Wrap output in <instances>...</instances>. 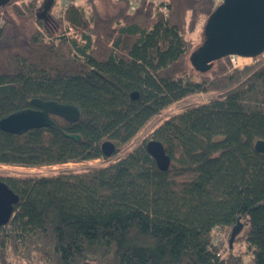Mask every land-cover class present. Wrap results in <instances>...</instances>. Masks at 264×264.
Returning <instances> with one entry per match:
<instances>
[{"label":"trees","instance_id":"1","mask_svg":"<svg viewBox=\"0 0 264 264\" xmlns=\"http://www.w3.org/2000/svg\"><path fill=\"white\" fill-rule=\"evenodd\" d=\"M121 1L102 16L93 0H69L63 20L50 16V3L38 18L42 31L21 44L2 42L1 8L0 119L34 98L82 114L75 123L50 115L56 126L19 135L0 130V164L106 159L104 141L118 152L168 105L195 93L215 99L154 129L171 160L166 171L147 139L105 167L0 177L18 196L0 226V264H246L248 255L249 264H264V153L255 150L264 142V60L231 68L225 57L206 72L194 68L190 56L202 42L194 48L190 34L215 0H167V17Z\"/></svg>","mask_w":264,"mask_h":264},{"label":"water","instance_id":"2","mask_svg":"<svg viewBox=\"0 0 264 264\" xmlns=\"http://www.w3.org/2000/svg\"><path fill=\"white\" fill-rule=\"evenodd\" d=\"M49 1L52 3L53 0ZM8 2L9 0H0V10ZM262 53H264V0H222L206 19L203 26V41L191 54L190 62L195 69L206 72L219 59L228 56L254 58ZM131 98L136 99L137 93H132ZM30 104L31 108L18 110L1 118L0 130L19 135L32 129L56 126L50 115L75 123L82 114L76 105L52 100L34 98ZM68 137L80 139L77 135ZM100 148L106 158L116 152L114 143L109 140L104 141ZM145 149L159 170L166 171L169 168L171 160L161 142L151 139L145 144ZM255 150L264 153V142L257 141ZM17 201L18 196L0 180V226L8 223L13 205ZM239 231L240 225L236 224L230 233L229 247L232 246Z\"/></svg>","mask_w":264,"mask_h":264},{"label":"rangeland","instance_id":"3","mask_svg":"<svg viewBox=\"0 0 264 264\" xmlns=\"http://www.w3.org/2000/svg\"><path fill=\"white\" fill-rule=\"evenodd\" d=\"M45 0H10L7 5L3 6L2 15L3 18L7 21L6 23V32L4 33L2 42L3 43H23L27 42L31 35L38 31H42L41 24L38 22L43 19L41 17V11L43 9V4ZM54 1V2H53ZM52 9L49 11L50 16L55 19L63 20V9H62V0H53ZM94 5L98 13L102 16H110L117 13L123 6L124 3L121 0H93ZM222 0H215V7L219 5ZM69 3V1H68ZM151 7V6H150ZM153 7L149 9V13L155 15L153 12ZM48 12V9H47ZM148 13V14H149ZM157 14V13H156ZM205 19H202L197 29L190 34V38L193 41L194 48L198 46L202 41V28L204 26ZM62 31V30H61ZM60 31V33H61ZM61 35V34H60ZM57 37H53L54 39ZM261 61L264 60L263 56ZM242 60V67L253 65L258 63L254 60ZM222 63H227V60L223 59ZM190 73L195 74L193 67L188 63ZM239 68V67H238ZM216 94L214 93H195L186 96L185 98L176 101L164 109H162L159 114L152 117L140 131L121 149L116 151L113 155L106 159H95L91 161H82V162H69L58 165H49L41 167H23V166H11V165H2L0 164V177L5 176H27V175H51L60 172H79L91 168L105 167L112 163H115L120 158L127 155L128 152L135 149L137 146L142 144L145 140L153 139L152 132L154 129L159 126L164 120L177 115L184 110L197 106L199 104L208 103L215 99ZM217 237L222 241H226V236L224 232H218ZM227 242V241H226ZM251 255L244 256V263L249 264Z\"/></svg>","mask_w":264,"mask_h":264},{"label":"built area","instance_id":"4","mask_svg":"<svg viewBox=\"0 0 264 264\" xmlns=\"http://www.w3.org/2000/svg\"><path fill=\"white\" fill-rule=\"evenodd\" d=\"M69 0H62V9H64L68 5ZM127 2L128 7L130 10H135L139 7V5L142 2H146L149 4L151 7H153V12L156 13H161L164 17L168 16L169 9L167 7V0H125ZM218 6V5H217ZM2 24V21L0 19V26ZM259 56L264 57V53L260 54ZM254 57L256 62H260L261 57ZM251 60L253 58H243V57H238V56H228L227 61L231 68H238L242 67V60Z\"/></svg>","mask_w":264,"mask_h":264},{"label":"flooded vegetation","instance_id":"5","mask_svg":"<svg viewBox=\"0 0 264 264\" xmlns=\"http://www.w3.org/2000/svg\"><path fill=\"white\" fill-rule=\"evenodd\" d=\"M9 2H10V1H9ZM49 4H50V1H49V0H45V1H44L43 9H42V11L40 12L42 18H46V16H47V9H48Z\"/></svg>","mask_w":264,"mask_h":264}]
</instances>
